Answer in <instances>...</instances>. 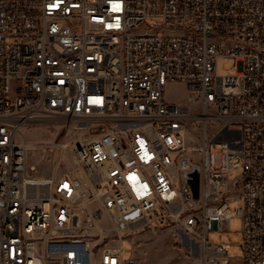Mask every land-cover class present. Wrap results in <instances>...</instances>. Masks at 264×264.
I'll use <instances>...</instances> for the list:
<instances>
[{"label": "built area", "instance_id": "2783aa9c", "mask_svg": "<svg viewBox=\"0 0 264 264\" xmlns=\"http://www.w3.org/2000/svg\"><path fill=\"white\" fill-rule=\"evenodd\" d=\"M43 123L67 133L31 160L19 134ZM233 216L240 264H264V0H0V264H141L124 238L145 227L230 264L209 232Z\"/></svg>", "mask_w": 264, "mask_h": 264}, {"label": "rangeland", "instance_id": "374dc122", "mask_svg": "<svg viewBox=\"0 0 264 264\" xmlns=\"http://www.w3.org/2000/svg\"><path fill=\"white\" fill-rule=\"evenodd\" d=\"M233 61L223 58L218 60L217 71L219 74H227ZM186 87L183 84L169 85L167 96L172 102H181L185 99ZM66 130L59 125L43 123L31 126L21 131L19 139L27 142L31 160L39 159L43 154H32L42 152L44 145L57 138L66 135ZM46 173L47 168L44 170ZM241 174V170L234 171L231 178H236ZM237 203H232L235 208ZM209 236L218 241L221 238L236 241V245L231 248L232 259L230 264H237L241 257L240 245L243 241L242 218L233 216L229 222V230L219 233L211 230ZM124 243L129 250L128 256H134L140 260L141 264H200V245L191 236L174 227L151 229L145 227L131 234H126ZM94 264H97L95 261Z\"/></svg>", "mask_w": 264, "mask_h": 264}, {"label": "bare ground", "instance_id": "6f19581e", "mask_svg": "<svg viewBox=\"0 0 264 264\" xmlns=\"http://www.w3.org/2000/svg\"><path fill=\"white\" fill-rule=\"evenodd\" d=\"M20 95V86H9L7 102H15V96ZM70 159L78 165H86L92 161L90 148H70ZM21 163H28V156H21ZM3 193H11V183H4ZM17 198L26 197V189L23 185H15Z\"/></svg>", "mask_w": 264, "mask_h": 264}, {"label": "water", "instance_id": "95a60500", "mask_svg": "<svg viewBox=\"0 0 264 264\" xmlns=\"http://www.w3.org/2000/svg\"><path fill=\"white\" fill-rule=\"evenodd\" d=\"M192 176H193V179H191L190 182L193 186L195 196L197 197L198 196V188H199V171H198V168L195 169Z\"/></svg>", "mask_w": 264, "mask_h": 264}, {"label": "crops", "instance_id": "0c3cea01", "mask_svg": "<svg viewBox=\"0 0 264 264\" xmlns=\"http://www.w3.org/2000/svg\"><path fill=\"white\" fill-rule=\"evenodd\" d=\"M237 264H240V261H238Z\"/></svg>", "mask_w": 264, "mask_h": 264}]
</instances>
